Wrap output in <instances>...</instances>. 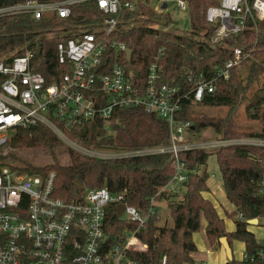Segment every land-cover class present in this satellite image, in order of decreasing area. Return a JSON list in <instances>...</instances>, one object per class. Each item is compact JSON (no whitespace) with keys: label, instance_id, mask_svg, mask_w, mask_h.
Returning a JSON list of instances; mask_svg holds the SVG:
<instances>
[{"label":"trees","instance_id":"obj_1","mask_svg":"<svg viewBox=\"0 0 264 264\" xmlns=\"http://www.w3.org/2000/svg\"><path fill=\"white\" fill-rule=\"evenodd\" d=\"M19 0H0V5ZM59 1V0H45ZM126 1V0H122ZM152 0H139L138 9L123 11L125 24L118 38L125 41L133 51L131 61L125 56L121 62L129 69L136 70V77L146 78L148 66L154 60L157 49L165 46L161 58L164 80L190 90L194 85L188 80L190 72L195 78H210L216 68L223 65L234 55V48L252 50V56L243 61L245 74L235 67L229 79L220 80L215 93H206L202 102L195 104L191 100L183 103L179 116L194 123L198 132L206 127L214 130L215 137H264L261 132L248 131L239 125L234 112L221 117L208 114L198 107L210 105L237 108L247 98L248 92L260 82L264 75V20L255 24L251 19L247 28L229 35L218 45L210 44L206 39L214 26L207 20L206 13L210 5L220 4V0H187L191 19L189 33H177L171 29L159 30L142 25L144 21H155L163 16L154 12L150 6ZM165 17V24L169 21ZM104 19V13L95 0L72 5L69 17L54 14L35 19L32 14H18L0 18V58L11 53L24 54L25 47L32 50V68L42 72L48 81H52L66 71V65L58 66L57 43L79 30H93ZM128 20V21H127ZM67 32L68 34H65ZM48 33L58 36L48 38ZM64 36H59L62 34ZM40 48V49H39ZM111 61V59H110ZM0 75V79H2ZM260 94L259 91L256 94ZM262 101V100H260ZM259 100L250 98L247 108L256 107ZM264 102V101H262ZM254 116H258L257 114ZM109 130H114L113 134ZM66 134L76 143L87 148L101 150H134L170 144L169 127L165 120L141 106L118 107L114 110L109 127L104 126L100 118L66 129ZM9 145L13 148L10 156L15 163L13 170L27 174L47 175L54 171V193L57 197L70 200L85 188L107 187L111 192L124 194L123 201L142 211L150 207V199L157 202L167 201L172 225L160 224L159 205L157 214L151 215L136 231L137 237L147 244V249L138 251L136 257L143 262L158 263L166 256L170 263H193L191 252L196 250L193 235L200 230L201 215L207 220V235L213 247L220 246V237L226 236L232 244L240 240L245 244V256L241 259L233 255L227 264H264L259 256L264 249V241H259L249 229L248 220L264 219V196L260 194L261 180L264 175V149L253 145L227 146L215 149H192L182 151L180 159L184 164L187 180L179 191L159 190L174 175V156L172 153L140 154L112 158H100L72 149L45 125L19 128ZM44 150L50 154V161L36 163L20 154L21 151ZM67 151L70 162L60 161V153ZM215 153L222 173L223 187L227 198L234 204L235 211L226 213L227 217L240 214L234 230L226 228L214 202L205 195L209 191V174L204 167L208 157ZM6 155L0 156L4 159ZM1 164H6L1 161ZM9 165V164H8ZM106 232L114 241L137 228L136 223L119 217L111 212L106 217Z\"/></svg>","mask_w":264,"mask_h":264},{"label":"built area","instance_id":"obj_2","mask_svg":"<svg viewBox=\"0 0 264 264\" xmlns=\"http://www.w3.org/2000/svg\"><path fill=\"white\" fill-rule=\"evenodd\" d=\"M88 0H19L0 5V18L18 14H32L35 19L57 14L69 17L72 5ZM104 13V19L93 30L75 31L57 43L58 66L66 71L52 81L32 68V50L24 54H10L0 58V156L19 128L45 125L74 150L100 158L131 155L172 153L174 175L162 186V191H179L187 180L180 153L192 149H215L227 146L253 145L264 149V137L217 136L205 141H194L197 136L194 123L179 114L183 103L191 100L198 104L205 94H213L220 80H227L231 70L241 67L252 56V50L235 47L234 55L216 68L210 78L188 80L194 85L185 90L180 85L164 80L161 58L165 46H160L148 66L146 78L136 77L135 69L121 62L127 59L129 46L118 38L125 24L122 12L138 9L139 0H95ZM173 3L188 11L187 0H152L150 6L163 16L142 25L169 30L174 25L170 16ZM166 4V7L163 5ZM169 21L165 24V17ZM207 20L214 26L206 39L218 45L226 37L244 31L251 19L255 24L264 20V0H220L210 5ZM48 33L49 37H56ZM64 36L68 34L65 32ZM133 57V55H132ZM106 59L107 63L102 64ZM111 59V61H110ZM132 60V59H131ZM135 70V71H134ZM141 106L165 120L169 127L170 144L144 149L108 151L87 148L73 141L66 129L96 118L109 127L113 112L118 107ZM1 162V159H0ZM264 165V158L262 160ZM54 171L47 175L21 174L8 164L0 163V264H174L166 256L158 263L143 262L135 252L147 249L136 231L151 215L157 214L155 197L150 199L147 211L126 204L122 192H111L107 187L85 188L81 194L66 200L57 197ZM264 196V175L260 182ZM125 210L120 216L136 223L135 231L110 240L106 232V217L117 212L118 204ZM117 214V213H116ZM264 241V240H263ZM259 256L264 260V249Z\"/></svg>","mask_w":264,"mask_h":264},{"label":"rangeland","instance_id":"obj_3","mask_svg":"<svg viewBox=\"0 0 264 264\" xmlns=\"http://www.w3.org/2000/svg\"><path fill=\"white\" fill-rule=\"evenodd\" d=\"M169 5L171 7L170 16L172 17V20L174 21V25H169V27H171L170 29L177 33H189L191 29V19H190L189 12L179 9L173 3H169ZM52 35L58 36L56 33ZM59 36H61V34H59ZM47 37L52 38L49 36ZM246 65L243 64L241 67H239V69L243 72V74H245L247 71L248 66ZM257 91L263 94L262 97L258 95V93L256 94ZM250 98L255 101L256 100L264 101V75L261 77L260 82L257 83V85L254 86V88H252L248 92L247 98L245 99V101L242 104H240L237 108L234 109V108L227 107V106H221V107L214 106L213 107L210 105H203L198 108L208 114H215L221 117L225 116L226 114H228L229 111L232 110V112H234L233 114L236 116V119L239 125L242 127V129H245L248 131L261 132L264 127V102L260 101V103L256 107L252 106L250 108H247ZM256 114L258 116H254ZM109 133L113 134L114 130H109ZM214 133L215 132L212 128L206 127L202 130H199L197 136L193 137V140L194 141H205L210 138H214L216 134ZM12 151H15V150H13V148L10 145L3 147L2 154L4 156L6 155V157L4 159L2 158L1 161L9 165L15 163V161L11 159L10 156H7ZM20 154L28 158H31L36 163H46L50 161V154L44 150H38V151L26 150V151H21ZM59 157H60V161L64 164H68L70 162V156L67 151H63L62 153H60ZM202 168L203 169L205 168L209 174L208 185L211 191L213 192L215 190L214 187L220 188L217 194L215 192V198L217 199L218 206L222 207V210L223 209L227 210L226 213H232L233 211H235V208L232 211L230 210L231 206L227 202L228 199L226 195H224L222 192V190L224 191L223 179H222V173L219 167L217 155L215 153L211 154L207 159L206 165L204 167H201V169ZM21 174H25V173L21 172ZM213 184L215 185L214 187H213ZM125 216L126 215L123 216L124 219H125ZM159 216L161 218L160 224L162 225L164 224L172 225L174 223V220L172 216L170 215L169 208L167 206V201L165 199L159 202ZM235 216L238 217V214L234 215L233 217H227V216L226 217L234 218ZM249 226L254 228L260 236L264 234V225L253 224Z\"/></svg>","mask_w":264,"mask_h":264},{"label":"crops","instance_id":"obj_4","mask_svg":"<svg viewBox=\"0 0 264 264\" xmlns=\"http://www.w3.org/2000/svg\"><path fill=\"white\" fill-rule=\"evenodd\" d=\"M207 185H208V180H207ZM214 186L215 185L213 184V187ZM208 187H209V185H208ZM214 189L215 190L212 192L210 187H209V191L206 192L205 195L207 197H209L211 200H213V202L216 205V208L218 209L219 214L225 218V221L227 224L226 228L230 231L234 230L235 226H236V220L242 219V216L240 214H238V217L237 216L234 217L235 219L234 218H227L225 215L227 210H224V209L222 210V207L218 206L217 199L215 198V192L217 194V192L219 191L220 188L214 187ZM182 191H183V188L181 187V189H180L181 194H182ZM222 192L224 195H226V193L223 190H222ZM227 202L231 206L230 210L232 211L235 208L234 204L229 199ZM157 204L159 205V202H157ZM231 211H229V212H231ZM260 224L264 225V219L258 218L257 225H260ZM206 228H207V220H206L205 216L202 214L201 215V222H200V230L195 232L193 235L195 244L197 246L196 250L191 252V256H192L194 262L193 263H184V264H227L229 259L227 257V254H226L224 247L222 246V244L220 246L213 247V245L211 244L210 239L207 235ZM249 229L255 233L256 238L259 241L264 240V234H262L260 236L254 228L249 226ZM231 247H232L233 255L236 258L241 259L245 256V244L242 241L233 240Z\"/></svg>","mask_w":264,"mask_h":264},{"label":"water","instance_id":"obj_5","mask_svg":"<svg viewBox=\"0 0 264 264\" xmlns=\"http://www.w3.org/2000/svg\"><path fill=\"white\" fill-rule=\"evenodd\" d=\"M163 7H166V4H164ZM132 55H133L132 49H128V51H127V60L128 61H131ZM106 63H107L106 59H103L101 65L103 66ZM259 95L262 97L263 94L260 93ZM194 127L195 126H192V128H194ZM124 210H125V205L123 203L118 204L117 212H116L117 215L120 217L123 214ZM248 223L252 224V225L253 224H257L258 223V218L249 219ZM219 241L222 244V246L224 247L228 259H232L233 258V252H232V247H231V244H230L228 238L226 236H223V237H220Z\"/></svg>","mask_w":264,"mask_h":264}]
</instances>
